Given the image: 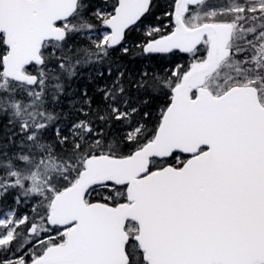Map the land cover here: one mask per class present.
<instances>
[{"label":"snow or ice","instance_id":"6c2138e0","mask_svg":"<svg viewBox=\"0 0 264 264\" xmlns=\"http://www.w3.org/2000/svg\"><path fill=\"white\" fill-rule=\"evenodd\" d=\"M0 264H264V0H0Z\"/></svg>","mask_w":264,"mask_h":264}]
</instances>
